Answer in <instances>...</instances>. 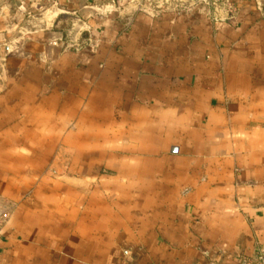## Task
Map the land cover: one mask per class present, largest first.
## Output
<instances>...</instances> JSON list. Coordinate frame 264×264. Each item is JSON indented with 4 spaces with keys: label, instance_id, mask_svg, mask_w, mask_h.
<instances>
[{
    "label": "crops",
    "instance_id": "crops-1",
    "mask_svg": "<svg viewBox=\"0 0 264 264\" xmlns=\"http://www.w3.org/2000/svg\"><path fill=\"white\" fill-rule=\"evenodd\" d=\"M0 264H242L264 248V0L0 10Z\"/></svg>",
    "mask_w": 264,
    "mask_h": 264
},
{
    "label": "built area",
    "instance_id": "built-area-1",
    "mask_svg": "<svg viewBox=\"0 0 264 264\" xmlns=\"http://www.w3.org/2000/svg\"><path fill=\"white\" fill-rule=\"evenodd\" d=\"M9 215V210L7 207H0V230L3 224L8 220ZM242 264H264V248L258 252L254 259L250 261H244Z\"/></svg>",
    "mask_w": 264,
    "mask_h": 264
},
{
    "label": "rangeland",
    "instance_id": "rangeland-1",
    "mask_svg": "<svg viewBox=\"0 0 264 264\" xmlns=\"http://www.w3.org/2000/svg\"><path fill=\"white\" fill-rule=\"evenodd\" d=\"M12 0H0V10L4 7L7 6L9 4H11Z\"/></svg>",
    "mask_w": 264,
    "mask_h": 264
}]
</instances>
